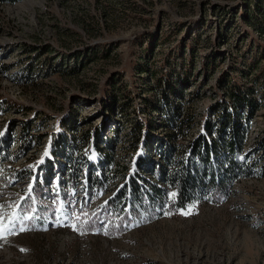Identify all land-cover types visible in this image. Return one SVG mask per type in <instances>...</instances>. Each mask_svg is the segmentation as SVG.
<instances>
[{
    "label": "rangeland",
    "instance_id": "1",
    "mask_svg": "<svg viewBox=\"0 0 264 264\" xmlns=\"http://www.w3.org/2000/svg\"><path fill=\"white\" fill-rule=\"evenodd\" d=\"M255 6L0 4V264H264V19ZM235 84L260 102L244 152L252 175L219 201L177 209L176 191L155 168H167V147L179 149L175 160L185 157L205 118L229 103L225 86ZM167 104L180 105V120L192 118L188 129L163 125ZM145 140L154 172H139L166 193L165 212L149 207L126 218L109 202L129 184ZM49 155L63 183L40 194L31 178L38 181ZM90 155L108 162L104 188L88 192L84 175L98 174ZM71 167L80 171L75 188Z\"/></svg>",
    "mask_w": 264,
    "mask_h": 264
},
{
    "label": "trees",
    "instance_id": "2",
    "mask_svg": "<svg viewBox=\"0 0 264 264\" xmlns=\"http://www.w3.org/2000/svg\"><path fill=\"white\" fill-rule=\"evenodd\" d=\"M19 1L21 0H0V4H14ZM261 1L255 0V10L264 19V9ZM261 31L264 32V25ZM225 89V91H228L229 103L219 105V109L215 110L214 108L213 118L210 115L205 118L203 130L196 138L191 140L188 153L184 154L185 157H178L175 160V153H180L179 149H171V146L167 147L165 157L168 165L167 168H164L165 166L163 167L162 165L155 168L159 178L164 179L176 191V200L173 204L177 209L184 210L190 203L202 201L206 198L219 201L222 199L221 197L224 198V196L229 195V191L234 183L252 175L251 168L255 167V164L248 163L244 152L249 140L250 122L259 110L260 102L254 97L250 89H243L242 91L240 85L235 84L232 90H229L225 86ZM172 94L173 98L175 97L174 94L179 95L177 92ZM177 99L181 100L178 97ZM179 106L173 105L170 107L167 104L164 110L161 109V113L163 118L162 123H164L163 125L166 128L178 129L181 132L189 128L186 124L190 123L192 118L188 119L184 117V119L180 120L183 116V110ZM185 132L187 131H184L183 134ZM96 143V140L93 141L90 152L94 149ZM140 153V157L135 162V172L130 175L129 184L124 185L120 191H117L109 202L112 211L115 209L116 212L125 215L126 218L129 214H139V211L141 212L149 207L155 209V212H165L166 193L159 185L145 180L139 172L142 166L145 165H148L147 169L151 173L154 172L151 168L152 165L149 164V140H145ZM93 158L94 156L90 155L87 160L90 162L89 165H92L94 170H97L98 174H94L95 176L92 177V174L87 172L84 175L87 184H90L87 188L88 192L94 190L92 189V185H96L94 187L95 191L102 187L104 188L103 182H106V179L101 176V170L103 167L107 168L106 164L108 161L102 160L96 162ZM46 160L44 171L38 177V181L35 184V191L40 194L44 189L47 192L50 191L46 187L57 182L59 179V175L54 172L53 168L58 167L54 163V157L51 159L49 155L46 157ZM72 169L73 167L69 169L70 178L68 179V184L75 188L76 182L80 178V171L75 172ZM21 175L22 173L19 174L18 171L12 177L17 179ZM135 181L141 183L135 184ZM58 182L62 184L63 179L60 178ZM60 193L66 196L64 190L60 191ZM138 206H141V209Z\"/></svg>",
    "mask_w": 264,
    "mask_h": 264
},
{
    "label": "snow or ice",
    "instance_id": "3",
    "mask_svg": "<svg viewBox=\"0 0 264 264\" xmlns=\"http://www.w3.org/2000/svg\"><path fill=\"white\" fill-rule=\"evenodd\" d=\"M45 155H48L47 153H45ZM36 183V177L35 176H33L32 178H31V184L32 185H34ZM33 191V188L32 187H29V193H30V197H31V192ZM176 195V193H172V196H175ZM185 215H187V214H189V213H184ZM69 218H70V216H69ZM69 226H71L74 230L76 229V225L75 224H71V225H69ZM25 230H27V229H24V228H20L19 229V231H25ZM81 234H83V233H81Z\"/></svg>",
    "mask_w": 264,
    "mask_h": 264
}]
</instances>
